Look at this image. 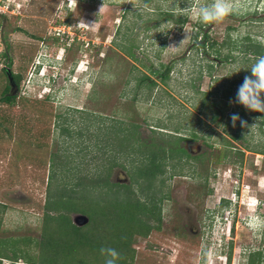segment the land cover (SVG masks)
<instances>
[{
	"label": "rangeland",
	"instance_id": "374dc122",
	"mask_svg": "<svg viewBox=\"0 0 264 264\" xmlns=\"http://www.w3.org/2000/svg\"><path fill=\"white\" fill-rule=\"evenodd\" d=\"M172 3L0 0V95L8 84L1 74L6 65L4 44L12 48L10 69L22 75L20 87L11 89L15 102H0V123L5 125H0V257L4 264H14L17 254L27 249L34 252L31 261L47 264L40 235L54 160L61 172L69 156V173L77 174V178L69 174L70 180L76 182L80 169L85 174L100 161L116 157L110 180L137 189L128 155L137 156L139 150L128 153L129 142L158 148L190 130L196 131L192 141L180 139L177 145L202 154L204 162L183 157L171 160L176 165L166 166L161 176L164 186L157 193V197L169 194L162 202L161 229L137 236L133 264L247 263L250 248L262 235L251 226L257 220L245 208L239 218L235 216L236 159L231 139L239 129L244 139L245 135L255 139L252 131L260 113L229 103L250 72L223 76L232 65L247 66L259 56L246 49L250 43L260 44L264 55V0H231L237 10L222 22L206 26L177 16ZM176 3L188 6V0H175L172 6ZM27 29L41 33L43 41L34 39ZM207 31L216 41L213 48L201 46ZM69 41L73 48L62 67H72L79 60L73 77H61L58 83L46 73V79L41 74L37 77L34 66L42 54ZM88 59L94 61L91 67ZM167 65L172 69L163 81L159 73ZM233 113L248 127H241L239 121L233 127ZM19 123L26 130L17 129ZM66 127L73 136L62 133ZM6 128L12 129L11 135ZM249 157L244 158V180L251 184ZM262 161L259 157L258 162ZM248 194L255 195L244 190L245 200ZM77 213H70L72 223L85 225L77 224ZM20 255L16 264H25Z\"/></svg>",
	"mask_w": 264,
	"mask_h": 264
},
{
	"label": "trees",
	"instance_id": "16d2710c",
	"mask_svg": "<svg viewBox=\"0 0 264 264\" xmlns=\"http://www.w3.org/2000/svg\"><path fill=\"white\" fill-rule=\"evenodd\" d=\"M184 20L178 19L179 22ZM198 36L199 33L195 37ZM247 38L250 39L249 36ZM215 42L207 31L201 46L205 47L209 44L213 48ZM5 47L3 58L6 65L1 69V74L7 77L8 84L1 91L0 102L11 104L15 102L17 96L10 93V71L13 75L12 81L17 87L20 85L22 75L10 70L11 60L8 49L11 46L6 43ZM246 49L259 55L263 54V48L257 43H250ZM214 51L220 53L217 48ZM171 69L172 66L167 65L165 70L159 73L163 81L169 78ZM151 84L155 82L151 81ZM0 125L5 126L3 123ZM16 127L19 130H26V126L22 123ZM5 130L12 134V129ZM62 133L73 136V132L67 127L63 128ZM125 140L127 143L130 141ZM141 145L145 148L141 149ZM148 145L143 142L139 145L129 142V148L127 145L128 153L139 150L137 156L128 155L132 156L131 170L137 189H132L130 184L113 183L110 180L111 167L118 164L116 157L112 161H100L101 165H95L85 174L80 169L78 172L80 178L76 182L70 180L69 174H74L73 178H77V174L69 173L71 170L69 156L66 157L67 165L64 162V171L61 172L56 169V160H54L49 174L46 211L40 235L44 242V257L47 264H104V257L100 253L102 247L116 249L119 253L117 264L134 263L136 250L133 243L137 236H147L153 228H160L158 224L162 218V202L165 198H169L167 192L157 197L158 191L164 186V179L161 176L167 172L166 166L173 164L171 160L181 159L187 155L186 149L177 146V142L171 140L165 145H157L158 148H151ZM109 147L106 144V149ZM97 158H92L91 161L95 162ZM73 212L86 214L89 218L88 223L83 226L72 223L70 213ZM33 253L28 249L20 253L26 259H24L25 264H40L30 260ZM20 254H17L14 264L21 258ZM3 259L0 257V264H4ZM246 264H261V258L259 255L248 256Z\"/></svg>",
	"mask_w": 264,
	"mask_h": 264
},
{
	"label": "flooded vegetation",
	"instance_id": "af4514ba",
	"mask_svg": "<svg viewBox=\"0 0 264 264\" xmlns=\"http://www.w3.org/2000/svg\"><path fill=\"white\" fill-rule=\"evenodd\" d=\"M28 33H30L31 35H35L36 37L34 39L43 41L44 36L41 35V33H36L32 31H28ZM62 38L64 40H67V39L71 40V38H68V37H62ZM71 42L72 41H69L66 44H59L58 46H56V50H53L52 53H47V52L43 53L41 60L36 61L35 66H34L36 70L34 73H36V76L38 77V75L44 68L43 67L44 63H47V66H48L47 72L49 73V77L51 78L53 82L58 83V79L61 77H63L64 79L70 80L75 74V71H76L75 67L79 63V60H77L74 64H72L73 65L72 67L69 66V68L67 69L62 67V63H64L63 60L66 57H68V54L71 52L73 48V44ZM87 45L89 46V43ZM5 46L6 44H4V47H3V53H2L3 57L5 56L4 54V51L6 50ZM11 49L12 48L8 49V54H9L8 56L10 60L13 61L12 53L10 51ZM88 62H89V66L91 67V62L93 65L94 61H90L88 59ZM10 73H11V76L13 77L11 71ZM49 94L50 93H48V95ZM260 117H264V113H260L258 118ZM258 118H256V121L258 122V123H255L256 128L253 127V131H252V137L253 138L255 137V139H248L246 135L244 139L242 130L239 129L233 135V138L231 140L235 143V146H233V148L235 150L234 154H235V159H236V170H235L236 178H235L234 185H233L234 194H235V206H236L235 216L237 215V218H239L243 212V209L245 208V210L249 211L247 212L248 215H250L251 217H254L256 220L261 221V224L259 227H257V230L261 233L262 239L256 245L250 248V253L248 256L259 255V257L261 258V264H264V188H262L263 187L262 177L264 178V169H263L264 168V120L258 121ZM195 132L196 131L190 130V134L184 135L183 137H175L173 142L178 143L180 139L182 141H192L191 139L194 138ZM173 134L178 135L177 132H174ZM180 147L183 148V146H180ZM186 151H187V155H185L184 157L190 160L199 161L201 164H203L204 158L202 154H197V155L191 154V152L189 153L188 149H186ZM246 156H252L251 158L249 157V161L253 162L252 172H251L252 182H250L251 184H249L248 182L246 183V180H244L245 179L244 177L245 175L244 158ZM259 157L262 158L263 160L262 163L258 162ZM262 170L263 172H261ZM192 176H193V173L190 175V177ZM244 190L246 193H249L252 191L255 193V195L248 194L247 199L245 200L243 197ZM250 204H252L253 206L251 207ZM161 217H162L161 221L158 224L160 225V228H156V229H161L163 215ZM238 222L239 220H237V223ZM229 243L231 244V242H228L227 244Z\"/></svg>",
	"mask_w": 264,
	"mask_h": 264
},
{
	"label": "clouds",
	"instance_id": "9594fccd",
	"mask_svg": "<svg viewBox=\"0 0 264 264\" xmlns=\"http://www.w3.org/2000/svg\"><path fill=\"white\" fill-rule=\"evenodd\" d=\"M174 3L175 0H173L170 7L177 16H183L187 19L191 18L201 26L220 23L226 16L237 10L231 0H204L201 3H193V0H188V6L184 8H181L178 3L173 7ZM81 22L84 23L83 21ZM43 67L40 72L41 79H46L47 76L44 74L46 73L49 76L47 63H44ZM241 70L250 72V75L244 77L242 84L237 89L234 101H229V103L241 105L250 112L264 113V55L257 56L247 66L232 65L230 73L223 77H230ZM49 80L52 81L50 77ZM230 120L233 127L236 126L237 121L240 122L241 127H248L246 122L236 113L231 114ZM260 120H264V117L258 118V121ZM260 224L261 221L257 220L251 226L259 227ZM100 253L104 257V264H117L119 253L116 249L102 247Z\"/></svg>",
	"mask_w": 264,
	"mask_h": 264
},
{
	"label": "water",
	"instance_id": "95a60500",
	"mask_svg": "<svg viewBox=\"0 0 264 264\" xmlns=\"http://www.w3.org/2000/svg\"><path fill=\"white\" fill-rule=\"evenodd\" d=\"M13 77L11 76V74H10V84H11V86H12V88L11 89H13V87L15 86V84L13 83ZM11 93V92H10ZM13 94H14V92H12ZM11 93V94H12ZM77 219H78V223L77 224H79V225H83V224H86V223H88V221H89V218H88V216L87 215H85V214H82V213H77Z\"/></svg>",
	"mask_w": 264,
	"mask_h": 264
}]
</instances>
